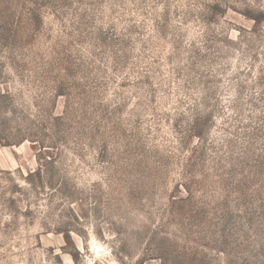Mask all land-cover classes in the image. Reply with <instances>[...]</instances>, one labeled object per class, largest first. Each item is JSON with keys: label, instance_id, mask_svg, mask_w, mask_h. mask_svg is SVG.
Listing matches in <instances>:
<instances>
[{"label": "rangeland", "instance_id": "1", "mask_svg": "<svg viewBox=\"0 0 264 264\" xmlns=\"http://www.w3.org/2000/svg\"><path fill=\"white\" fill-rule=\"evenodd\" d=\"M264 0H0V264H264Z\"/></svg>", "mask_w": 264, "mask_h": 264}, {"label": "trees", "instance_id": "2", "mask_svg": "<svg viewBox=\"0 0 264 264\" xmlns=\"http://www.w3.org/2000/svg\"><path fill=\"white\" fill-rule=\"evenodd\" d=\"M258 17H260V18L259 19H256V22H259V21H261L264 18L263 12H259L258 13Z\"/></svg>", "mask_w": 264, "mask_h": 264}]
</instances>
